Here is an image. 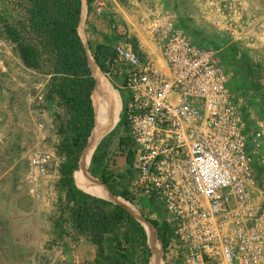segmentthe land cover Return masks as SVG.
<instances>
[{"label": "built area", "instance_id": "2783aa9c", "mask_svg": "<svg viewBox=\"0 0 264 264\" xmlns=\"http://www.w3.org/2000/svg\"><path fill=\"white\" fill-rule=\"evenodd\" d=\"M139 1L127 0L153 49L138 44L141 56L124 39L128 28L114 23L120 38L107 73L121 79L126 97L130 189L163 204L173 233L165 252L171 264H264V184L254 173L255 163L264 165L263 130L248 127L219 49L197 44L175 15L150 14ZM240 14L230 6L217 24L238 38ZM28 159L45 175L52 157L33 149Z\"/></svg>", "mask_w": 264, "mask_h": 264}, {"label": "rangeland", "instance_id": "374dc122", "mask_svg": "<svg viewBox=\"0 0 264 264\" xmlns=\"http://www.w3.org/2000/svg\"><path fill=\"white\" fill-rule=\"evenodd\" d=\"M164 3L162 13L165 16L175 15L176 21L188 28L199 41L210 45L217 40L221 48L237 44L246 50L249 69L244 62L239 61H232L225 68L231 89H236L238 85L241 102L243 100L245 104L251 105L254 96L258 104L263 106L261 109L249 107L248 111L251 126L261 128L264 133V0H164ZM93 6L92 12L82 15L79 28L80 36L89 48L87 55L91 54L89 40L94 46L97 41L104 42L109 38L111 26L104 18L110 13L109 10L118 18L105 4ZM230 6H238L241 10L238 22L242 26H238V38L234 32L226 33L225 27L217 24L219 20L224 23L222 12ZM157 12L160 11L151 9L149 13ZM25 17V0H0V264H91L96 248L88 238L71 228L68 211L64 208L65 192L59 187V168L64 160L63 142L70 134L65 127L67 111L59 98L54 93L50 94V64L46 60L40 63L41 67L37 70L25 67L14 44L3 35L2 19L15 26ZM242 18L250 22L245 25L241 22ZM83 22H92L95 30L90 27L85 30ZM92 23L90 25L93 27ZM256 26H261V31H254ZM103 75L120 102L114 86L117 87L115 83L121 79L117 75ZM122 97L125 106L123 92ZM119 119L120 104L116 123L100 138L104 139L101 145L112 170L116 156L124 154V149L119 148V139L128 133L124 114H121L118 124ZM33 149L51 154L52 160L45 175L36 174L30 169L28 157ZM87 155L88 152L82 160V166ZM118 169H115L116 173H121L125 178L118 180L117 188L127 185L133 201L116 196L123 202H111L122 205L136 217L137 214L142 217L143 212L158 222L167 219V212L160 201L134 194L130 189L133 169L127 165L121 171ZM81 170L87 177L86 169ZM77 172L76 169V186ZM141 224L146 231L145 223ZM157 241L161 249V264H171L158 238ZM31 244L36 247L32 248ZM148 244L152 251L149 237Z\"/></svg>", "mask_w": 264, "mask_h": 264}, {"label": "trees", "instance_id": "16d2710c", "mask_svg": "<svg viewBox=\"0 0 264 264\" xmlns=\"http://www.w3.org/2000/svg\"><path fill=\"white\" fill-rule=\"evenodd\" d=\"M25 2L26 17L15 26L8 20L2 19V31L5 38L14 44V49L25 67L37 70L41 67L42 61L49 62L50 94L54 93L67 111L68 119L65 127L70 137L63 142L64 160L59 168V187L65 192L64 208L68 211L70 226L95 246L96 254L91 264H148L151 250L143 225L122 205L88 194L79 189L74 182V171L78 167L79 156L86 143L88 145V137H91L95 126L92 94L96 80L87 61L88 55L86 56L79 31L83 0H25ZM99 3L105 4L110 9L106 1L85 0L87 14L94 10L93 5ZM109 12L104 17L108 25L121 22L119 18L113 16L112 11ZM180 26L192 34L188 28ZM119 38L111 29L109 38L104 42L91 46L88 41L92 57L103 74L110 72L113 44ZM193 38L201 46L219 49V58L224 68L232 61H239L244 62L249 69L247 52L237 44L221 48L217 40L207 45L199 41L196 36ZM124 39L129 41L133 50L142 56L135 36L130 35ZM114 88L117 89L115 86ZM237 88L238 85L236 89L230 87L234 100L239 105L249 127L251 120L248 108L261 109L263 106L258 104L254 96L251 105L245 104L243 100L241 102ZM120 94L122 97V92ZM121 114L118 124L121 121ZM103 141L102 138L95 147L88 171L112 194L132 202L133 195L127 185L117 188L116 183L125 176L109 168L105 158L106 151L101 145ZM130 144L131 140L127 136L119 139V148L124 149L126 161L129 167H132L133 151ZM254 173L258 184L262 185L264 166L255 163ZM141 214L154 226L161 247L166 251L173 237L168 220L165 218L158 222L143 212Z\"/></svg>", "mask_w": 264, "mask_h": 264}, {"label": "bare ground", "instance_id": "6f19581e", "mask_svg": "<svg viewBox=\"0 0 264 264\" xmlns=\"http://www.w3.org/2000/svg\"><path fill=\"white\" fill-rule=\"evenodd\" d=\"M88 61H89V66L91 68L93 77L96 80V86L92 94V101H93V105L95 109L96 125L92 132L91 137L89 138L90 145L88 142V147L86 149L87 151L84 153L82 157V160H83L88 152L86 160L82 166V169L84 170L86 169L91 153L94 147L96 146L97 142L116 123L118 119L119 104H120L117 95L112 90L105 76L103 75V73L100 71V69L96 65L91 54L90 55L88 54ZM80 170H81V165L78 171ZM86 174H87V177H89L90 179H93V180L96 179L95 177L90 175L88 172H86ZM87 177L82 172H80L77 175V181L83 191L93 196L105 199V200H110L113 202L114 201L123 202L122 200H119V198H117L115 195H113L106 188V186L102 184L100 181L99 182L101 184L96 183L88 179ZM137 217H139L140 220ZM137 217L136 218L140 222L145 223L146 232L149 237V243L153 251V257L151 258L150 264H161V256H160L161 249L159 247V242L157 241L155 229L149 223H147L139 214H137Z\"/></svg>", "mask_w": 264, "mask_h": 264}, {"label": "crops", "instance_id": "0c3cea01", "mask_svg": "<svg viewBox=\"0 0 264 264\" xmlns=\"http://www.w3.org/2000/svg\"><path fill=\"white\" fill-rule=\"evenodd\" d=\"M103 1H106L108 3L109 7L117 14V17L121 20L120 23L124 24L125 27L128 28V30L130 32V35L135 36V38L137 39L138 44L140 46H142V48H144L145 50L152 51V49H153L152 44L147 40V38H145V36L141 32V30L139 29L138 25L135 24V15L133 13L134 7L132 5H130L127 2V0H103ZM138 5L143 10H146V9H154V10H159L160 11L162 8H164L165 3H164V0H140L138 2ZM85 12L87 13L86 6L84 8L82 7L81 17H80V23L82 22L81 20H83L82 19V15L84 14V16H85ZM92 22H93V20H92ZM92 22H90V23H92ZM90 23H88V24H85L84 23L83 24L85 30H87L88 27H90L91 30L92 29L95 30V26L93 25V23L94 24H97V23L94 21L92 23L93 27L90 25ZM102 42L103 41H97L96 43H102ZM120 82L119 83H115V85L117 86V91L119 93V98H120V114H121L122 113V109H123V100H122L120 91L118 90V89H120L119 88ZM95 125H96V117H95ZM94 128H95V126H94ZM125 165L129 166L128 163H127V161H126L125 152H124L123 155L122 154H119L118 156H116V160L114 161V165H113V167H114L113 169L114 170H112V171L117 172V170H115V169H118L119 167H120V169H118V171H121ZM81 168H82V160H81ZM109 168L111 169V165H109ZM80 172H81V170L78 171L76 174L78 175ZM90 180H92V181L97 180L96 182L100 183L97 178L95 180H93V179H90ZM77 186L79 187L78 181H77ZM24 244H26V243H24ZM31 247L34 248L36 246L35 245L33 246V244H31Z\"/></svg>", "mask_w": 264, "mask_h": 264}, {"label": "water", "instance_id": "95a60500", "mask_svg": "<svg viewBox=\"0 0 264 264\" xmlns=\"http://www.w3.org/2000/svg\"><path fill=\"white\" fill-rule=\"evenodd\" d=\"M86 5H85V0H83V5H82V7L84 8ZM79 25H80V23H79ZM83 40V39H82ZM83 43H84V46H85V49H86V56H87V50H89V48H87V44L83 41ZM88 61V60H87ZM94 87H95V85H94ZM94 89V88H93ZM93 91V90H92ZM94 118H95V116H94ZM94 124H95V122H94ZM93 129V128H92ZM92 132V131H91ZM90 137V136H89ZM89 137H88V139H89ZM87 142H88V140H87ZM98 143V142H97ZM95 148V147H94ZM86 149H87V143H86V146L83 148V150L81 151V154H80V156H79V160H78V167H77V170L79 169V167H80V165H81V160H82V157H83V155H84V153L86 152ZM94 150V149H93ZM93 152V151H92ZM91 155H92V153H91ZM90 158H91V156H90ZM89 161H90V159H89ZM86 171L88 172V164H87V166H86ZM103 184V183H102ZM114 195V194H113ZM110 201V200H109ZM133 215V214H132ZM134 216V215H133ZM135 217V216H134ZM143 217V216H142ZM136 218V217H135ZM137 219V218H136ZM138 220V219H137ZM139 221V220H138ZM140 222V221H139ZM141 223V222H140ZM152 225V224H151ZM153 226V225H152ZM154 227V226H153ZM156 230V229H155ZM147 242H148V240H147ZM149 245V244H148ZM152 258V251H151V256H150V258H149V263H150V259ZM148 263V264H149Z\"/></svg>", "mask_w": 264, "mask_h": 264}]
</instances>
